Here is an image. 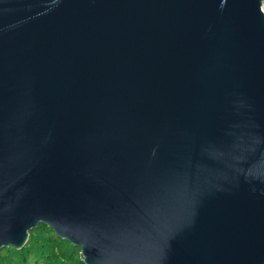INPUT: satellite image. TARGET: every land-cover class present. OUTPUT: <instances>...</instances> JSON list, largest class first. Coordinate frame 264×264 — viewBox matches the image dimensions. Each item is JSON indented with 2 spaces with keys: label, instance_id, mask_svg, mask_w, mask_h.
I'll return each instance as SVG.
<instances>
[{
  "label": "water",
  "instance_id": "water-1",
  "mask_svg": "<svg viewBox=\"0 0 264 264\" xmlns=\"http://www.w3.org/2000/svg\"><path fill=\"white\" fill-rule=\"evenodd\" d=\"M264 264L263 0H0V250Z\"/></svg>",
  "mask_w": 264,
  "mask_h": 264
},
{
  "label": "trees",
  "instance_id": "trees-1",
  "mask_svg": "<svg viewBox=\"0 0 264 264\" xmlns=\"http://www.w3.org/2000/svg\"><path fill=\"white\" fill-rule=\"evenodd\" d=\"M0 264H83L79 249L56 237L45 225L29 233L23 248L0 250Z\"/></svg>",
  "mask_w": 264,
  "mask_h": 264
},
{
  "label": "built area",
  "instance_id": "built-area-1",
  "mask_svg": "<svg viewBox=\"0 0 264 264\" xmlns=\"http://www.w3.org/2000/svg\"><path fill=\"white\" fill-rule=\"evenodd\" d=\"M264 1V0H263ZM263 10H264V6H263Z\"/></svg>",
  "mask_w": 264,
  "mask_h": 264
},
{
  "label": "rangeland",
  "instance_id": "rangeland-1",
  "mask_svg": "<svg viewBox=\"0 0 264 264\" xmlns=\"http://www.w3.org/2000/svg\"><path fill=\"white\" fill-rule=\"evenodd\" d=\"M263 6H264V1H263Z\"/></svg>",
  "mask_w": 264,
  "mask_h": 264
}]
</instances>
